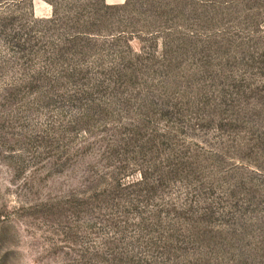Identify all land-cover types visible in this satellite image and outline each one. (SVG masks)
Returning <instances> with one entry per match:
<instances>
[{
  "label": "rangeland",
  "instance_id": "1",
  "mask_svg": "<svg viewBox=\"0 0 264 264\" xmlns=\"http://www.w3.org/2000/svg\"><path fill=\"white\" fill-rule=\"evenodd\" d=\"M0 264H264V0H0Z\"/></svg>",
  "mask_w": 264,
  "mask_h": 264
}]
</instances>
